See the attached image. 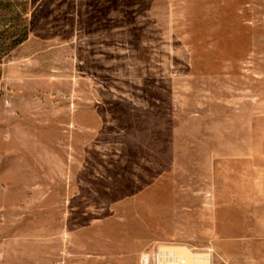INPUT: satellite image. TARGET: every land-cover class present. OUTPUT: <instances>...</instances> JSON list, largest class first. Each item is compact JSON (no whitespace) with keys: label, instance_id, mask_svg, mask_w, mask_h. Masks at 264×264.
<instances>
[{"label":"rangeland","instance_id":"rangeland-1","mask_svg":"<svg viewBox=\"0 0 264 264\" xmlns=\"http://www.w3.org/2000/svg\"><path fill=\"white\" fill-rule=\"evenodd\" d=\"M170 247L264 264V0H0V264Z\"/></svg>","mask_w":264,"mask_h":264},{"label":"bare ground","instance_id":"bare-ground-1","mask_svg":"<svg viewBox=\"0 0 264 264\" xmlns=\"http://www.w3.org/2000/svg\"><path fill=\"white\" fill-rule=\"evenodd\" d=\"M170 248L172 249V247ZM160 251L161 255H159L160 253L158 255L161 257L159 258L158 264H197L198 258L193 261L195 256L191 257L190 253L182 247L172 250L161 249ZM198 260L200 264H205L201 258Z\"/></svg>","mask_w":264,"mask_h":264}]
</instances>
